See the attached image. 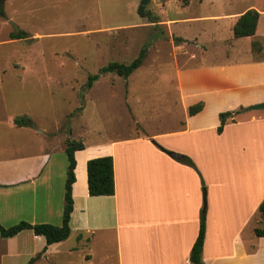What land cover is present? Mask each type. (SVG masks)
<instances>
[{"label": "rangeland", "instance_id": "rangeland-1", "mask_svg": "<svg viewBox=\"0 0 264 264\" xmlns=\"http://www.w3.org/2000/svg\"><path fill=\"white\" fill-rule=\"evenodd\" d=\"M141 1L0 2V119L30 118L60 145L67 138L102 143L178 130L187 113L179 78L186 102L204 100L218 124L221 112H232L227 119L238 123L264 117V109L253 108L264 99V0H149V17L139 15ZM249 6L263 11L257 32L237 38L229 15ZM11 21L27 36L12 38ZM144 50L128 77L101 72L110 62L131 63ZM16 130L0 123V161L26 164L41 142ZM259 222L253 221L255 229L264 228ZM83 254L51 262L91 264Z\"/></svg>", "mask_w": 264, "mask_h": 264}, {"label": "crops", "instance_id": "crops-1", "mask_svg": "<svg viewBox=\"0 0 264 264\" xmlns=\"http://www.w3.org/2000/svg\"><path fill=\"white\" fill-rule=\"evenodd\" d=\"M251 8L229 15L232 30ZM257 10L261 17L263 11ZM186 92L179 78L181 105L187 111L182 129L84 142L85 147L75 151L70 236L48 245L45 236L32 229L0 235V264L6 259L8 264H27L38 254L33 264H52V258L78 252L91 264H194L190 255L205 210L203 264H264V236L253 227V221L263 220L264 117L244 123L227 119L218 132L215 113L210 114L204 100L187 103ZM198 103L202 108L188 113V107ZM9 118L0 119L5 130L30 131L41 144L36 160L0 161V223L60 226L69 163L66 142L53 144L46 128L17 126ZM179 154L188 155L196 168L177 160ZM99 156L113 157V195L89 193L87 161Z\"/></svg>", "mask_w": 264, "mask_h": 264}, {"label": "trees", "instance_id": "trees-1", "mask_svg": "<svg viewBox=\"0 0 264 264\" xmlns=\"http://www.w3.org/2000/svg\"><path fill=\"white\" fill-rule=\"evenodd\" d=\"M0 14L5 15V12L0 8ZM260 19V12L257 9L251 8L246 12L241 14L236 23L233 26V33L235 37H245L255 35ZM27 34L24 31L19 33H13L12 38H23ZM147 50V49H145ZM140 55L139 58L135 59L131 63H120V62H110L108 65L104 66L101 72L114 71L119 75L128 77L135 69H137L145 55L146 52ZM98 75L90 77L89 86H92V81L97 79ZM202 108V104L198 103L190 107V114H194ZM232 112H221L220 118L221 123L218 126V132H222L226 120L229 116H232ZM17 126L30 125L32 120L30 118H15L14 120ZM85 144L82 140L67 138L66 139V154L68 157V169L67 178L65 183V203L63 208L62 224L56 226L49 223H30L27 221H21L17 224L6 227L0 223V235L2 237H12L18 234L24 229H32L37 235H44L47 244H53L66 240L71 234L70 219L71 213L74 209V199L72 195L73 183L76 180L75 168H76V158L75 151L83 149ZM177 160L187 163L194 168H196L193 160L186 154H179ZM87 172H88V189L90 195H113L115 193V177H114V161L112 156H99L91 158L87 161ZM3 185L0 183V187ZM259 212L264 220V200L259 206ZM255 232L258 236H264V228L257 227ZM206 234V210L200 220V228L197 239L192 247L190 259L194 264H203L202 261V250ZM39 256V254H38ZM38 256L30 259L27 264H33Z\"/></svg>", "mask_w": 264, "mask_h": 264}, {"label": "water", "instance_id": "water-1", "mask_svg": "<svg viewBox=\"0 0 264 264\" xmlns=\"http://www.w3.org/2000/svg\"><path fill=\"white\" fill-rule=\"evenodd\" d=\"M5 0H0L1 3H3ZM149 2V0H142L140 5H139V15L142 16V17H149L151 13L149 12H146V6H147V3ZM13 27H14V32L15 33H19L20 32V28L18 27V25L16 23H14L13 21L10 22ZM253 108L255 109H264V102H261V103H258L256 105L253 106ZM168 154L170 155H174V152L173 151H170V150H165ZM205 196H206V190H205Z\"/></svg>", "mask_w": 264, "mask_h": 264}]
</instances>
